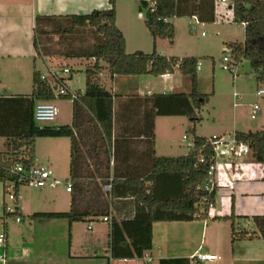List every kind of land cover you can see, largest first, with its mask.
Masks as SVG:
<instances>
[{"label": "crops", "instance_id": "1", "mask_svg": "<svg viewBox=\"0 0 264 264\" xmlns=\"http://www.w3.org/2000/svg\"><path fill=\"white\" fill-rule=\"evenodd\" d=\"M132 1H140V4H124L115 0L116 24L125 36L128 53L137 50L149 53L153 44L149 46L144 43L147 20L145 14L148 7L144 3L141 5L142 0ZM184 2L189 8L194 5L193 0ZM214 2L216 20L220 13L223 17L228 16V10L232 17L230 2ZM110 7L111 0H0L1 150L20 145L16 137L26 129L37 103L28 97L33 90L34 72L46 70L47 58L36 57V17L87 14L95 9ZM144 9L146 13L143 12ZM204 11L208 13L210 6H204ZM173 18L178 17H172L168 21L172 22ZM242 25L245 34V24ZM174 44L175 40L172 46ZM165 54L194 56L175 55L173 48ZM105 65L99 77L101 84L113 94L111 143L106 142L101 127L92 120L86 109L79 107L75 111L71 100H61L69 101L71 106L65 104L62 121L53 122L52 125H75L76 139L82 152H77L73 159L69 137H40L45 138L50 145L45 159L48 167L59 164L57 176H60L63 183L58 185H62L63 189L53 194L47 191L36 198V202L42 201L44 207L32 211L24 206L21 190L24 185L20 187L17 205L22 219L20 222L14 221L16 226L6 221L7 246H0V252L6 251V258L0 264H264V239L255 236L232 242L231 222L212 218L230 214L234 204L239 229L256 230L252 217L264 215V165L258 163L252 153L241 158L233 157L226 163L217 161L216 201L211 209V217L206 220L154 223L136 220L139 204L134 196L112 197L105 190L106 181L114 178L117 181L143 179L151 173L155 156L187 155L194 147L193 133L190 130L195 125L196 133L201 136L228 134L227 129L213 130L211 134L200 131L198 125H202L201 110L210 101L201 107L196 120L183 113L188 103L177 94L189 95L192 92V82L188 75L182 74L178 69L159 76H113ZM79 70H84V67L81 66ZM252 75L254 78L251 87H242L241 94L236 92V97L240 99L243 95L255 98L248 103L250 113L252 105L260 103L257 120L244 125L239 120L235 121L234 133L264 130V98L256 93L260 86H264V82H258ZM69 86L71 87L70 82ZM85 87L86 84L80 90L84 91ZM189 100L193 106L192 99ZM66 107L71 108L65 114ZM40 138L36 140V152ZM36 164L38 165L37 153ZM162 178L166 180L161 183V195L180 190L176 177ZM68 180L73 183L71 191L67 190ZM99 187H102L105 197L111 201L109 221H104V216L88 217L85 221L70 225L67 219L31 220L27 217L37 211H69L73 200L77 208L86 209L87 206L94 205ZM120 189L121 186H118V192H121ZM219 199H222L221 208L218 206ZM123 239L125 242L121 244L120 240ZM148 242H152V248L144 251L143 255L150 254L151 261L143 260V256L139 258L138 244ZM198 252L215 254L217 257L214 260H200L196 257Z\"/></svg>", "mask_w": 264, "mask_h": 264}, {"label": "trees", "instance_id": "2", "mask_svg": "<svg viewBox=\"0 0 264 264\" xmlns=\"http://www.w3.org/2000/svg\"><path fill=\"white\" fill-rule=\"evenodd\" d=\"M185 0H156V8L151 12V24L147 26L153 37V49L146 53L137 50L128 53L123 32L116 24L117 10L115 0H111L108 9H95L87 14L67 15H38L35 21L34 46L37 58L64 57L66 59L93 60L84 69L86 73L85 90H77L78 98L73 100L74 110L79 107L89 112L92 120L101 127L106 142L111 143L113 133V94L100 81L99 74L105 69L111 75H140L151 74L159 76L172 73L178 69L188 75L192 82V92L177 94L187 100L188 107L183 113L194 120L199 115L201 107L210 101V93L198 90L199 58L195 56H167L157 50L159 39H168L171 44L175 38V25L168 21L172 17L196 15L200 22L213 23L216 20L214 0H193L194 5L189 8ZM147 6V0H142ZM210 6L206 13L204 6ZM233 22L245 24L244 41L224 42V52L230 54L240 63L248 60L256 80L264 82V0H231ZM104 63V64H103ZM41 71L35 70L33 75V90L28 97L35 102L52 100L54 92L47 81L40 77ZM61 99H70L63 97ZM192 99L193 106L190 104ZM193 133V149L178 157L155 156L150 174L143 179L131 178L117 181L116 178L106 181L111 184L109 193L112 197L134 196L139 204L136 220L149 221H184L206 220L210 218V203H215L217 185L211 190H205L202 185L208 178L210 166L215 162V151L210 137L196 133V125L190 130ZM238 141L248 144L253 158L264 165V130L236 131ZM40 137H69L71 139V154L82 152L80 143L76 139L75 125H44L40 126L34 119V110L27 122L26 129L18 134L16 139L20 145L0 149V182L4 186V196L7 193V183H15V195L19 196L20 187L27 185L19 181L20 172L13 169L21 164L26 169L36 165V140ZM163 176L176 177L180 190L177 193L161 195ZM264 179V176H263ZM164 180V181H163ZM72 181V180H71ZM162 181V182H161ZM166 184V183H164ZM73 185V183H72ZM121 186V192H118ZM18 202V200H17ZM111 201L105 197L102 187L94 205L86 209H79L74 204L69 211L47 212L37 211L27 217L31 220L40 218L67 219L74 222L85 221L88 217L108 216ZM142 208L144 211H142ZM16 215L20 216L17 205ZM21 217V216H20ZM214 220L231 222V241L244 240L259 236L264 239V215H255V231L239 229L234 210L226 216H214ZM22 219V218H21ZM6 228V224H5ZM125 240H120L124 243ZM139 258L144 251L152 248V242L139 243ZM133 257V256H131Z\"/></svg>", "mask_w": 264, "mask_h": 264}, {"label": "rangeland", "instance_id": "3", "mask_svg": "<svg viewBox=\"0 0 264 264\" xmlns=\"http://www.w3.org/2000/svg\"><path fill=\"white\" fill-rule=\"evenodd\" d=\"M120 2L124 4H130L134 1L120 0ZM134 3L139 5L140 1ZM143 12L146 13V10L144 9ZM227 12L229 17H223V15H221L222 13H220L218 14V19L216 22L213 23H200L193 17L191 18L189 16L173 18L172 22L176 24L174 38L175 44L172 46L168 39H160L158 51L159 53L166 55L165 53H167L170 48H173L176 52L175 55H194L200 57L198 90L203 93L209 92L211 100L210 103L204 106L201 110L202 125L200 124L198 127L204 134H211L213 130L217 131L227 129L228 134L226 135V138L232 139L234 135L233 127H235V121L239 120L242 122V125H244L245 123H254L257 119L252 120L250 118L248 106L249 101L254 100L255 98L245 97L242 95L240 99H237V97L234 96L235 92L241 94L242 87H251V81L254 77L252 75L253 72L250 62L248 60H243L242 63H239L237 68V73L239 76L237 75L236 78H234L232 72L225 70L221 65L224 56L230 54V50L224 52L226 49L224 42H241L245 39L244 26L241 23L233 22L231 11L228 10ZM223 13L226 14L225 12ZM146 25L144 27V43L150 46L153 44V37L148 26ZM140 26L142 27V24ZM48 60L53 61V63L60 62V65H67L74 70L71 75L72 77L70 76L71 78L69 80L72 90L84 88L86 84V73L84 70H79V68L83 66L85 69L88 64L93 63V60L66 59L61 56L48 58ZM57 104L59 105L61 112L57 116L54 123H60V121H62L63 106H65V104L66 106L70 105L69 101L61 100L57 101ZM69 108L71 107H66L65 114ZM49 146L50 145L47 143L45 138H40L38 140V151L36 152L38 165L48 166L45 159L49 150ZM54 148L56 150V146ZM222 148L228 149L229 146L224 145ZM231 158L233 157L230 155H217V161L220 163H226ZM49 168L53 169L51 170L53 171L54 175H59L58 163ZM57 177L59 178L60 176ZM62 189V185H57L54 188L49 186L44 188H36L29 185H24L21 189L24 206H28V209H31L32 211L36 209H43L42 207L44 206H42V201L36 202V198L43 196L47 191H51L53 194L54 192H61ZM4 202L9 206L14 205V201L10 200L8 197V193H6L4 196V186L0 182V229L2 228L3 218H5L6 221H10V224L16 226L14 224L15 218L13 216L6 215ZM221 202L222 199H219V208H221Z\"/></svg>", "mask_w": 264, "mask_h": 264}, {"label": "built area", "instance_id": "4", "mask_svg": "<svg viewBox=\"0 0 264 264\" xmlns=\"http://www.w3.org/2000/svg\"><path fill=\"white\" fill-rule=\"evenodd\" d=\"M221 2H226L231 4V0H219ZM148 2V10L154 11L156 8V0H147ZM196 21H199L198 17L193 16ZM232 19H233V12H232ZM45 59V58H43ZM60 62L56 63L51 60L46 59V70L40 73V77L42 80L48 82L50 87L52 88L55 98L52 100H42L38 101L34 107V119L40 125H52V123L56 120L57 116L60 113L59 105L57 101L62 100L63 97H69L71 101L76 100L78 98L76 91L72 90L69 86L70 76L74 71L71 67L67 65H60ZM222 67L233 73L234 77H237V68L239 63H236L234 58L231 54L224 56L222 60ZM199 67V64H198ZM257 95L261 98H264V86H260L257 89ZM235 97L238 95L235 92ZM260 103H254L251 108L250 116L254 120L258 116V112L260 110ZM188 137V136H185ZM211 145L215 151V162L210 166L209 171L207 173L208 178L202 185V187L207 190L211 191L216 183H215V171L217 168V155L220 156H232V157H241L245 154L252 153L248 144L242 141H238L233 135L232 139H227L225 135H218L214 133L210 136ZM228 145L229 148L225 149L222 146ZM15 172H20L21 175L19 177V181L25 182L27 185L36 187V188H44L46 186H56L58 184L63 183V180L56 178L53 171L48 166H40L35 165L30 169H26L21 164H18L15 169ZM7 193L10 200L14 201L13 206H9L5 204V212L6 215L13 216L16 221L20 222L21 217L16 215L17 213V196L15 195V183L8 182L7 184ZM67 190H72V182L70 180L66 181ZM111 189V184L105 185V190L109 191ZM210 209L214 207V203L209 204ZM104 221H109L108 216L103 217ZM6 220L5 218L2 220V228L0 229V246L6 248L7 246V231L5 228ZM91 228V226H90ZM196 257L200 260H214L216 259L215 254H208L203 252H198ZM6 258V251L0 252V261L5 260ZM143 260L151 261L152 257L150 254H144Z\"/></svg>", "mask_w": 264, "mask_h": 264}, {"label": "water", "instance_id": "5", "mask_svg": "<svg viewBox=\"0 0 264 264\" xmlns=\"http://www.w3.org/2000/svg\"><path fill=\"white\" fill-rule=\"evenodd\" d=\"M146 19H147V23L151 24V10H147Z\"/></svg>", "mask_w": 264, "mask_h": 264}]
</instances>
